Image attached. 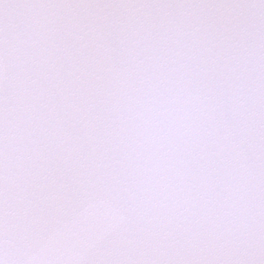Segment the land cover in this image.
I'll use <instances>...</instances> for the list:
<instances>
[{
    "label": "snow or ice",
    "instance_id": "1",
    "mask_svg": "<svg viewBox=\"0 0 264 264\" xmlns=\"http://www.w3.org/2000/svg\"><path fill=\"white\" fill-rule=\"evenodd\" d=\"M0 264H264V0H0Z\"/></svg>",
    "mask_w": 264,
    "mask_h": 264
}]
</instances>
